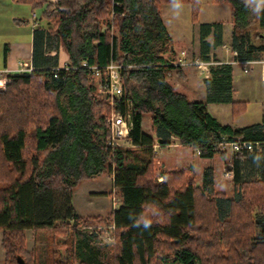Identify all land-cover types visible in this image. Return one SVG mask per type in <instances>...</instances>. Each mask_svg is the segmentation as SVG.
Listing matches in <instances>:
<instances>
[{"label": "trees", "instance_id": "obj_1", "mask_svg": "<svg viewBox=\"0 0 264 264\" xmlns=\"http://www.w3.org/2000/svg\"><path fill=\"white\" fill-rule=\"evenodd\" d=\"M41 9L46 26L34 32L33 70L7 75L0 90V232L5 264H37L26 249V232L63 235L68 258L54 264H264V165L253 173L264 135L255 127L233 129L208 112L214 104L236 102L233 68L214 66L205 103L190 101L170 83L182 74L174 41L160 8L189 5L199 21L202 0H12ZM228 4L233 25L231 49L239 62L264 59V0H215ZM113 18V19H112ZM222 23L200 24V57L223 40ZM116 29L117 34L114 33ZM214 38L211 44L209 39ZM63 49L69 61L58 67ZM4 58H7L5 52ZM121 65L124 95L113 106L131 115L128 146L112 147L107 119L113 109L101 101L97 82L83 67ZM111 100V98L109 97ZM150 117L156 135L143 129ZM179 143L225 161L233 173L234 198L215 193L194 170L156 174L155 147ZM246 141L261 151L233 155L223 142ZM262 155V154H261ZM109 173L121 199L110 220L82 218L73 205L84 181ZM114 227L111 255L103 256L93 226Z\"/></svg>", "mask_w": 264, "mask_h": 264}, {"label": "crops", "instance_id": "obj_2", "mask_svg": "<svg viewBox=\"0 0 264 264\" xmlns=\"http://www.w3.org/2000/svg\"><path fill=\"white\" fill-rule=\"evenodd\" d=\"M211 2V14L209 16L213 19H207L198 24L197 31L195 30L197 38L195 37L192 41H188L186 37L178 39L180 40L179 42H181L179 48L176 47L177 41L175 40V37L172 36L166 20L162 18L173 38L174 50L178 53L179 63H195V65L187 67L179 66L182 74L174 72V76L170 79V83L176 91L179 89L178 92L186 95L190 101L205 103L208 97L207 80L211 77V68L222 65L232 66L234 77V100L236 102H248L246 112L238 116H233L232 105L230 104H214L218 105V107L215 108V114L211 113L209 105L208 112L223 126H231L235 130L255 127L254 133H261L259 136H262L264 135V69L261 64H241L236 59L237 55L231 49V36L233 29L231 8L228 4H217L215 0H211ZM3 3L8 4V7L6 5L0 7V45L4 46L0 49V72H2L4 76L20 74L27 71L32 72L34 69L32 64L34 32L37 28L47 25V22L42 19L43 10L37 9L32 11V8L29 5L26 7L25 5L17 4L12 0H0V4ZM162 7H166V4L162 5ZM28 23L32 25L30 29L31 31L29 30V25H27ZM213 23H222L224 25L223 40L217 48L212 50L209 55L210 61L207 62L203 61L200 57L198 27L200 24ZM209 41L213 44L214 38L210 37ZM189 49L193 51H191L192 54L188 55ZM5 52H7L6 59L4 58ZM187 56H190V58ZM58 57V67L60 69L66 67L69 58L63 49H60ZM198 63L206 64L207 69H203ZM256 107L258 108L257 110ZM225 111L230 115V118L226 116L227 120L230 119L229 123H224V121H221L220 119V115ZM251 111H257L258 117L252 113L250 114V117L246 116ZM146 133L155 137L156 132L152 125V121L150 131H147ZM159 144L160 143L155 147V151L157 153L156 173L159 176L160 181L163 179L162 175L167 171H180L187 166H191L194 168L195 172L198 173V170L202 167L200 173L201 177L199 176L201 180H197V185L199 187L204 185L205 176L206 174H209L214 181L215 193H219L220 191L219 189L217 190L218 181L222 182L223 179H227L230 181V189L234 196L233 173L228 171L226 175L227 177H225L226 172L224 171L219 177L215 176L217 174L216 168L222 171L224 167L226 170L225 161H223L220 155L217 154L210 159L202 158L197 150L180 144L179 140L175 137L171 138V144L167 147H160ZM233 155V153L229 154L231 162L233 161ZM215 159H217V163L216 165H213L212 161ZM158 163H160L162 167L163 171L161 172L157 171ZM261 165H264V153L258 152L256 159L253 162V173L255 175L258 173V169L259 167L261 168ZM221 193L223 192H220V194Z\"/></svg>", "mask_w": 264, "mask_h": 264}, {"label": "rangeland", "instance_id": "obj_3", "mask_svg": "<svg viewBox=\"0 0 264 264\" xmlns=\"http://www.w3.org/2000/svg\"><path fill=\"white\" fill-rule=\"evenodd\" d=\"M2 5H6L8 7V4L6 3L0 4V7ZM25 6L27 7V5ZM211 6H212L211 0H202L199 21L195 25L192 23V11L189 5L166 4V7L161 6L160 11H162L161 12L162 18L166 20L167 26L169 27L172 36L175 37V40L177 41V45H176L177 48H179V45H181V42H179L180 40L178 39H182V37H186L188 41H192L195 37L197 38L195 34L197 31L198 24L207 19L208 20L213 19L211 18V16H209L211 14ZM27 25H29V30H30L32 25L29 23ZM114 33L117 34L116 29H114ZM198 33H199V27H198ZM3 47L4 46L0 45V49H2ZM191 51L193 50L190 49L188 50L189 52L188 55L192 54ZM187 57L190 58V56ZM96 85L98 90L97 93L99 95L100 100L108 104L110 108L113 109L112 102L108 97L109 95H107L105 92H102L99 89L98 83ZM177 90L179 91V89ZM217 107L218 105H210L211 113L215 114L216 113L215 108ZM221 108H227V107H221ZM257 109L258 108L256 107V110ZM114 112L115 111L113 109L108 118H110ZM251 113L253 115L255 114L258 117L257 111H251L246 116L250 117ZM226 116L230 118L229 113L225 111L220 115V119L221 121H224V123H229L230 119L227 120ZM143 127L145 132L150 131L151 128L150 117L148 116L144 117ZM122 144L127 145L128 142L123 141ZM228 153L232 154V152L229 150ZM216 160L217 159L212 161L213 165H216L217 163ZM186 168H192L194 170V168L191 166L190 167L187 166ZM201 169L202 167L198 170L199 174L196 173L194 170L196 185H197V180L198 181L199 179L201 180L200 178ZM157 171L158 172L163 171L160 163L157 164ZM224 171L226 172L225 177H227L226 175L228 171L225 170L224 167L222 171L216 168L217 174L215 176L219 177L221 174L224 173ZM229 182L230 181H228L227 179L226 180L223 179L222 182L218 181L217 190L218 189L220 190L219 194L220 192H223L221 194H224L226 197L233 199L234 196L232 195ZM73 205L76 214L84 219L101 218L104 220H110L112 214L121 205L120 196L118 192L113 188V176L109 173H106L97 178L84 181L74 192ZM87 230H88L87 231L88 235H92L94 233L99 235V240L102 242V246H104L100 248L104 252V255L103 254L101 255L102 259L103 256L106 255L110 256L111 255L110 248L106 247V245L111 246L113 244L114 227L112 225L93 226L92 228H87ZM2 237H3L2 232H0V264H5V252L3 251L1 246ZM26 239H27L26 249L34 254L36 259L35 261L37 264H54L55 261L57 260H65L68 258L69 253H68V247L66 246L67 238L63 235H54L52 232L33 233L31 231H28L26 232Z\"/></svg>", "mask_w": 264, "mask_h": 264}, {"label": "built area", "instance_id": "obj_4", "mask_svg": "<svg viewBox=\"0 0 264 264\" xmlns=\"http://www.w3.org/2000/svg\"><path fill=\"white\" fill-rule=\"evenodd\" d=\"M197 63V62H196ZM241 64H261L264 69V60H256L250 62H240ZM203 69H207V65L204 63H198ZM195 65L194 62H182L179 64H175V66L187 67ZM83 67L90 70L96 82L98 83L99 89L102 92H105L108 97L111 98L112 105L120 102L124 95L123 82L121 79V69L123 68L121 65L116 63H110L105 67L89 66L87 63H83ZM246 71V70H245ZM29 72V71H27ZM24 72V73H27ZM247 72V71H246ZM30 73V72H29ZM8 84L7 76H4L2 72H0V90H5ZM107 123L111 127V136L108 140V143L112 147L123 148L127 147V145H123L122 142L127 141L129 134L132 129L131 115L128 116L122 115L120 112L115 111L113 115L107 119ZM221 147L224 150H229L233 154L242 151L253 152L261 151V145L246 142V141H236V142H223Z\"/></svg>", "mask_w": 264, "mask_h": 264}, {"label": "water", "instance_id": "obj_5", "mask_svg": "<svg viewBox=\"0 0 264 264\" xmlns=\"http://www.w3.org/2000/svg\"><path fill=\"white\" fill-rule=\"evenodd\" d=\"M158 143H160V140L158 141ZM19 262L20 264H25V262L21 258H19Z\"/></svg>", "mask_w": 264, "mask_h": 264}]
</instances>
